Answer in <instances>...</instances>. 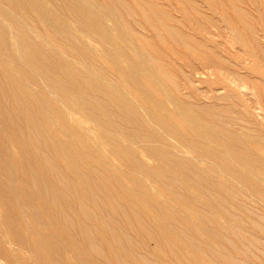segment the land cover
<instances>
[{
    "label": "bare ground",
    "instance_id": "6f19581e",
    "mask_svg": "<svg viewBox=\"0 0 264 264\" xmlns=\"http://www.w3.org/2000/svg\"><path fill=\"white\" fill-rule=\"evenodd\" d=\"M159 1L0 0V264H264V0Z\"/></svg>",
    "mask_w": 264,
    "mask_h": 264
},
{
    "label": "rangeland",
    "instance_id": "374dc122",
    "mask_svg": "<svg viewBox=\"0 0 264 264\" xmlns=\"http://www.w3.org/2000/svg\"><path fill=\"white\" fill-rule=\"evenodd\" d=\"M160 3H164L163 5L165 6V8L166 9H168L171 13H172V15H175V16H177L178 18H181V20H182V24H181V22H178V25H180L181 27H182V25L183 24H185V26L183 25V29L186 27L187 29H184V30H189V31H187V32H193L192 31V23H190L189 21H187V20H183L182 19V17H181V14L180 13H177L176 11H174V9H173V7L172 6H177L178 5V2L176 1V0H160L159 1ZM197 2H199L200 4H202L203 6H204V11H206L207 13H208V16L209 17H211L212 19H213V21H215L216 23H217V25H219L220 27H222V28H224L225 30H227V34H229V35H231V37H233V41L235 42L236 41V39H235V36H233V32L232 31H234V30H231L230 29V25H227L226 23H225V20H224V16H223V14L221 13V11H219L218 9H216V8H209V6L207 5V3H205V1L204 0H197ZM236 2L239 4V5H241L247 12H249L250 14H251V16L253 17V18H256V20H258V21H260V17H259V14H258V11H257V8H256V6L252 3V0H236ZM216 19V20H215ZM180 23V24H179ZM260 24H257L256 23V21L254 22V26H256L257 28H259L260 29V26H259ZM235 45L236 46H238V44L237 43H235ZM218 48V47H217ZM220 49V48H219ZM220 51H222L221 49H220ZM222 52H224V51H222ZM233 54H228V56L231 58V60H232V62H234L235 63V57L234 56H232ZM168 56L169 57H171L170 56V53H168ZM174 59V58H173ZM178 62V61H177ZM179 64H180V62H178ZM256 76V78H258V79H261L262 81H264V75H255ZM198 86H199V88L201 89V90H203V89H207L208 88V86L206 85V84H204V83H199L198 84ZM247 86H250V84L249 83H247ZM216 87H218V89H217V93L218 94H223L224 93V90H222V89H220V87L219 86H215L214 88H216ZM218 90H219V92H218ZM249 92H253L254 93V90L253 89H251V90H248ZM253 93H251L250 94V98L252 99V97H253ZM196 95V94H195ZM200 99H205V98H203L202 96H201V98Z\"/></svg>",
    "mask_w": 264,
    "mask_h": 264
}]
</instances>
